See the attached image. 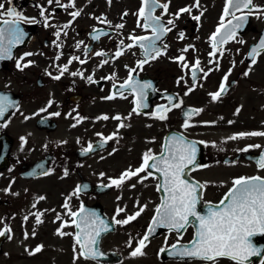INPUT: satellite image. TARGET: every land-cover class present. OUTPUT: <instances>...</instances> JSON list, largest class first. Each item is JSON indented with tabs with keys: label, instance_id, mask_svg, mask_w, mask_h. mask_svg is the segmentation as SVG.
<instances>
[{
	"label": "flooded vegetation",
	"instance_id": "flooded-vegetation-1",
	"mask_svg": "<svg viewBox=\"0 0 264 264\" xmlns=\"http://www.w3.org/2000/svg\"><path fill=\"white\" fill-rule=\"evenodd\" d=\"M71 2L74 7L60 6L68 5L70 0H60L59 4L55 0L51 4L49 0H0V4L4 5L0 9L3 13L0 21L13 19L6 16L9 8L25 18L19 25L25 33L24 40L12 48L10 59L5 58L0 62V96H6L14 105L0 118V230L10 229L9 234L12 237L8 239L7 234L0 237V264H73V236L60 237L54 234L62 223L71 224L70 217L66 215L67 210L62 207L65 199L85 183L106 187L110 179L118 178L126 169L139 167L143 154L148 150L159 155L168 135L169 138L183 135L186 140L199 142L197 144L202 146L201 151L197 148V164L185 169L186 179L206 185L199 194L200 205L219 203L234 179L257 175L264 178L261 173L264 169H260L249 158L262 150L264 142L257 143L261 148H249L244 152L241 150L253 145L252 137L247 140L242 138L217 142L220 139L208 140L206 136V132L219 131L221 127L254 132L259 129L258 124L264 125V114L260 113L264 112V75L259 78L258 83L254 82L255 74L264 71V49L256 55V63L252 65L250 74L247 77L243 75L252 64L248 51L264 28V17L258 18L260 13L247 15L246 12H237L238 16L247 15L243 29L238 31L235 40L223 45V55L217 53L216 57L208 55L212 51L209 37L219 25L226 0H220L214 23H192L189 14H182L181 18L186 15L187 17L182 23H176L173 30L163 37V43L168 45L164 54L155 60H149L142 69H136L133 73L134 81L151 85L146 90L143 101L147 107L139 108V114H136L132 112L135 97L131 90H123L121 96L119 85L128 78V70L136 68L137 62L143 58L142 50L138 46L131 49L121 48L123 55L116 58L114 54L122 40L125 46L131 43L128 40L129 35H151L150 30L137 27L134 13L141 7V0H111V3L108 0ZM158 2L166 3L169 0ZM193 3L194 0H170L168 14L163 15L162 20L166 22L170 14H175L178 9ZM252 3L264 9V0H252ZM30 10H33L32 16L28 14ZM42 10L43 17L40 15ZM48 10L58 12V17L61 18L65 17L63 14L66 12L79 11L81 14L74 20L72 16L69 20H58L55 32L59 28L61 36L57 40L56 36L50 35L55 33L51 29L54 24L49 23L48 27L44 25L45 18L50 20ZM125 12L130 14L121 19ZM162 12V9L157 8L153 15L161 16ZM196 13L200 15V11L194 8L192 15ZM100 17L105 18L107 23L99 21ZM227 19L229 17L225 18V23ZM140 22L143 23L142 20ZM69 23L73 27L71 35L68 29H62L63 25ZM121 23L124 28L117 29L115 25ZM93 29L97 31L94 33ZM65 31L67 35H64ZM181 31L185 34L182 40L178 38ZM101 32L107 35H101ZM92 35H98L99 39L92 40ZM239 40H243V43H239ZM57 44L60 46L57 47ZM189 45L194 46V50L189 48V51L182 53L181 50ZM159 46L163 48V44ZM96 52H104L106 55L98 57ZM25 53L33 55L25 57L21 63L32 61V64L20 71L16 67V60ZM180 55L185 57V62L190 66L199 59L200 69L203 70L197 73L195 89L188 95L185 92L193 84L192 71L174 62L173 58ZM73 57L79 59H72ZM70 59L72 62L69 64ZM103 59L109 62L101 66ZM81 60L85 63H80ZM210 60H218V67L215 63H209ZM64 66H67V71L60 75L59 68ZM230 69L226 92L220 100L213 102L209 94L218 90L222 78ZM204 72H208L207 77L203 75ZM48 73L51 76L60 75V79L53 80ZM73 73L77 75H72ZM88 76H92L93 82L87 80ZM240 79L250 84L248 89L244 90ZM110 94H115L116 98L103 99ZM168 96L173 97V103H181V107L168 112L166 120H158L153 113L158 107L168 105ZM239 99L249 104L251 109H243L237 105ZM258 100L262 103L255 109L253 105ZM49 101H52L51 106ZM230 105L233 115H227ZM187 107L202 111L198 115H192L189 123L193 126L184 129L182 125ZM237 108L240 112L234 115ZM41 109L46 111H40ZM53 113L60 115H52ZM102 115H107L109 119H97ZM117 115L122 118L121 121L111 119ZM206 115L214 117L213 121L205 123L202 118ZM229 121L233 123L229 124ZM120 123L125 127L119 129L117 138L109 141L103 148L98 147L101 141L97 133L107 137L117 132ZM89 143L94 150L84 154L83 149ZM36 163H40L39 166H35ZM244 167L249 168L248 173H237L236 168ZM214 168L221 179L207 180L206 172ZM65 170L67 176L64 175ZM46 171L49 175L42 174ZM144 175L147 173L140 174ZM134 178L135 181L131 184L125 182L120 188L107 187L106 192L99 195L81 190L78 196H73L69 201L70 208L77 211L81 205L88 208L100 204L105 217L111 221L118 207L130 209L139 204L136 210L143 207L144 211L135 220V224L132 221L127 225L136 226L139 239L146 233L163 193L157 191L156 185L160 179L155 172L142 183L138 182V177ZM208 182L214 183V188H219L217 185L225 188L216 194H209ZM223 182L228 184L223 185ZM133 184L134 188L131 187ZM58 186L61 193L59 197ZM125 188L132 189V192L126 195L122 192ZM40 196L45 199L37 200ZM33 203L36 204L35 208L32 207ZM34 212L43 213V222L39 225L31 215ZM57 214H60V220H56ZM25 216L28 217L26 221ZM116 218L119 219V216ZM144 218L145 221L141 223ZM113 226L114 231L102 237L101 247L119 253L117 249L107 248L106 242L108 236L116 233L120 242L125 236V226ZM33 230L35 236L32 235ZM62 230L66 233L76 231L73 226ZM25 232L28 233V239L24 238ZM154 235L147 242L145 254L136 258L152 264L198 262L181 260L165 251L161 252L162 248L169 249L176 244L178 238L179 244L187 245L194 235L193 226H188L179 234L169 230H157ZM37 245H43L42 251L29 256L25 249L31 250ZM95 263L107 264L95 259L76 260V264ZM219 264L234 262L221 258Z\"/></svg>",
	"mask_w": 264,
	"mask_h": 264
},
{
	"label": "snow or ice",
	"instance_id": "snow-or-ice-1",
	"mask_svg": "<svg viewBox=\"0 0 264 264\" xmlns=\"http://www.w3.org/2000/svg\"><path fill=\"white\" fill-rule=\"evenodd\" d=\"M111 3V0H108ZM170 2V0H169ZM169 2L159 3L158 0H141V7L138 9L134 15L137 17V27L143 28L144 30H150V36H134L129 35L128 40L131 43L124 45L123 40L120 45L117 46V51L115 52V57L123 55L121 48L131 49L134 47H139L142 50L143 58L140 59L136 68L128 70V78L119 85L121 90L120 95L123 96V90H131V94L135 97L133 100L134 107L132 109L133 113L139 114L138 109L141 107H147L143 103L146 90L151 87L148 83H140L134 81L133 73L136 69H142L143 66L149 62V60H155L164 54L168 45L163 43V37H165L169 32L175 27L176 21L179 20L182 14L187 13L192 20L197 23L200 22L203 12L200 15H192L194 8H200V0H194L191 6H185L177 10L175 14H172V18L167 19V21L162 20L163 15L168 14ZM52 3V0H49ZM59 4L60 0H56ZM61 7H74L71 2L68 5H60ZM4 5L0 4V9H3ZM162 9L161 16H154L153 13L156 9ZM237 12L247 13L251 15L254 12L260 13L258 18L264 17V9H260L253 5L252 0H226L223 15L220 17L219 25L216 30L209 37V43L212 51L208 53L209 57H216L217 53L220 56L223 55V45L229 41L235 40L239 30L243 29L246 22L247 15H236ZM79 11H73L70 13L73 20L80 16ZM40 15L43 17L44 12L41 11ZM128 13L122 14L121 19L127 16ZM7 17H12L13 19H4V27H0V59L11 58V50L17 44H20L25 37V33L20 28V23L24 21V17H21L13 9L9 8L6 13ZM227 23H225V18ZM99 21L107 23L105 18H98ZM143 21L141 24L140 21ZM45 27L50 26L47 18L44 20ZM70 27L69 24L62 26V29H67ZM117 29L124 28V24L115 25ZM97 30L93 29L95 33ZM67 35V32H64ZM101 35H107L105 32H101ZM57 40L61 36V30L55 32ZM184 32L181 31L178 34L179 39H184ZM92 40H98V35H92ZM239 43H243V40H239ZM82 43V42H81ZM163 44V48L159 45ZM60 45L57 44V47ZM79 48V43L77 44ZM189 48L194 46L189 45L181 50V52L189 51ZM259 49H264V39H261L258 47H253L251 49L250 59L252 64L249 65L248 70H246L243 75L247 77L251 70L252 65L256 63V55ZM88 51L87 49L85 50ZM33 53H25L24 56L16 60V67L18 70L23 71L28 68L32 61L26 63H21L25 57L32 56ZM96 56L104 57L106 53L96 52ZM59 59V56L56 57ZM72 59H79L78 57H73ZM174 62L180 64L182 68H190L192 71L193 84L185 92L188 95L191 91L195 89V81L197 79V73L203 71L200 69L199 59L195 60L193 65H189L185 62V57L180 55L173 58ZM72 60H69V64ZM109 61L107 59L102 60V64H107ZM80 63H85L81 60ZM209 63H215L218 67V60H210ZM67 71V66L60 67L59 72L62 75ZM51 76V73H48ZM60 75L51 76L53 80H59ZM72 75H77L73 73ZM82 75V74H81ZM203 75L207 77L208 72H204ZM231 75V69L222 78L219 88L216 92L210 93V98L213 102L218 101L222 98L223 94L227 90V82L229 76ZM112 78V77H109ZM108 79V78H106ZM180 79H183L181 77ZM87 80L93 82L92 76H88ZM180 83V80L177 81ZM116 87V85H113ZM115 94H110L103 99L112 100L115 99ZM168 100L167 106H160L155 110L153 115L158 120H166L167 113L173 108H180L181 103H173V97H166ZM52 101H49V106H51ZM14 107L13 103L8 100L6 96H0V118H3L6 111L9 108ZM40 111H46V109H41ZM202 109H190L185 113V120L182 125L184 129L192 127L193 125L189 123L192 115H198ZM240 109L237 108L234 115H238ZM52 115L59 116L60 113H53ZM99 120H108L107 115H102L98 117ZM116 121H121L122 118L117 115L111 117ZM126 119V118H125ZM79 122V120H77ZM209 123V122H205ZM233 121H229V124ZM75 127V125H73ZM125 127L123 123L118 124L117 132L105 137L99 133L100 144L98 147L103 148L105 144L117 138V133L120 128ZM244 137H264V132H248V133H238L228 137L229 140L242 139ZM23 142V138H22ZM197 143L194 141H188L183 135L173 136L169 138L162 146L159 155H154L151 150L145 152L141 158V164L135 169H126L123 171L118 178L110 179L109 184L106 187L115 186L120 188L127 180H131L133 177H138V182L142 183L144 180L148 179L153 172L158 173L159 177L162 178L158 181L156 187L158 192L163 193V198L160 204L155 209V215L153 216L152 222L147 230V232L138 240L135 241L136 246L132 248L133 240L130 237L127 246L132 248L129 253L130 258H136L143 256L144 249L147 247V242L149 241L150 234L155 232L157 227L167 228L169 231H174L176 233H181V230H186L188 226H193L195 228L194 236L192 241L187 245L176 244L171 245V250L162 248L161 252L168 251L169 255L180 258L181 260L191 261L199 260L204 262V264H219L221 258H226L234 262V264H245V261L251 255H259V251L255 249L251 244V237L256 235L258 232L264 233V178L260 176L253 177H240L232 181V187L228 190L225 196L216 205H208L205 214L201 215L197 212V203L199 200V194L202 192L205 184L193 183L186 179L185 169H189L191 166L195 165L196 155H197ZM249 148H261V145H249L248 147L242 149L241 151L247 152ZM94 147L91 143L83 149V153L87 154L92 152ZM115 151V149L113 150ZM112 153H109L111 155ZM258 167L264 169V153L261 154L258 161ZM152 171L149 172L148 170ZM141 173H147V175L140 176ZM43 175H49V172H43ZM67 171L65 170L64 175L67 176ZM103 175V174H101ZM86 187V186H85ZM132 188L135 185H131ZM81 188L78 186L66 199L65 203L62 205L64 209L67 210L66 215L70 217L71 224L67 222L62 223L60 228L54 233L56 236L63 237L65 235L73 236V264H76L78 258L95 259L99 253L96 250L98 246V238L102 233H107L110 231V225L105 223L103 219L97 217L95 212L86 211L84 206L81 205L77 211H72L69 205V201L73 196H78ZM45 197L40 196L37 200H43ZM119 199V197H117ZM36 204L33 203L32 207L35 208ZM124 208L118 207L116 209V214L112 217L111 225L125 226L130 222L135 221L137 217L141 215L144 211L143 207H140L132 215L126 216L124 219H117ZM35 217L36 224L39 225L43 221L41 217L43 213L34 212L31 213ZM196 221V224H192V220ZM25 221L28 219L27 216L24 217ZM60 214H57L56 220H60ZM55 222V221H53ZM73 226L76 231L75 233H66L62 229L65 227ZM10 229L0 230V237L8 235V239H11ZM32 235L35 236V230H33ZM24 238L28 239V233H24ZM43 245H37L34 249H25L29 256L35 255L42 251Z\"/></svg>",
	"mask_w": 264,
	"mask_h": 264
},
{
	"label": "rangeland",
	"instance_id": "rangeland-1",
	"mask_svg": "<svg viewBox=\"0 0 264 264\" xmlns=\"http://www.w3.org/2000/svg\"><path fill=\"white\" fill-rule=\"evenodd\" d=\"M55 2H56V0H55ZM219 3H220V0H200V8L197 9V10H199L200 12H204L205 16L201 17V20H200L199 23H214L215 15H217V13H218ZM70 13L71 12L64 13L63 16H65V17L61 18V16L58 17V12H54V11H51V10L49 11L48 10L47 11V15L50 17V20H48V23H53L54 24V27L51 28V29L55 32V30H56L55 26L57 25L58 20H69L70 17H71ZM28 14L30 16H32L33 15V10H30L28 12ZM128 14H130V12H128ZM1 15H3L2 12H0V16ZM195 15H197V13ZM186 17H187V15H186ZM169 18H172V14L169 15L168 19ZM185 18L184 17L180 18L179 20L176 21V23H182V21ZM193 22H196V21L192 20V23ZM72 28H73L72 25L69 28H67L70 35H71V29ZM58 30H60V29L58 28ZM50 35L55 36V33L54 34L50 33ZM53 47H55V44L53 45ZM263 75H264V71L256 73L254 82L258 83L259 82V78L263 77ZM240 83L244 86V90L248 89L249 86H250V84L247 81H243L242 79H240ZM261 103H262V101L258 100V102L253 105L254 108L257 109ZM237 105H240L243 109H251V106L249 104H246V102L244 100L242 101V99L238 100ZM233 112L234 111H232V106L230 105L229 113H227V115L228 114L233 115ZM260 113L264 114V112H262V111H260ZM213 118L214 117L206 115V116H204L202 118V120L204 122H209V121H213L212 120ZM262 118H264V116ZM258 125H259V129L255 130V131L256 132H264V125L263 124H258ZM244 132H248V131L242 130L240 128L231 129L229 127H221L219 131L206 132V136H207L208 140L209 139H220V140L217 141V142H220V141H228L229 140L228 137H230L232 135H236L238 133H244ZM244 138H245V140H247L249 137H244ZM252 138L253 139L251 141L254 142L253 145L257 144V143H263L264 142V137H252ZM221 139H223V140H221ZM245 143H246V141H245ZM245 143L243 145H245ZM212 170H216V169L214 168ZM232 170H233V168H232ZM236 171H237V173H248L249 172V168L248 167H244L242 169L236 168ZM210 172L207 173V178H208L207 180H218V179H221V177L218 175L217 172H212V173H210ZM261 173L264 174L263 171H261ZM134 179L135 178L133 177L131 179V181H129V182L126 181V183L127 184H131V183H133ZM229 180H233V178H229ZM207 184L209 186L207 188V192L209 194L210 193L211 194H216L219 190H223L225 188L224 186L217 185V184L216 185L219 188H214V186H211V185H214V183H210V182H208ZM222 184L223 185L224 184H228V182H223ZM46 189L50 190L51 188L46 187ZM63 190H65V189H63ZM122 192H125L126 195H128L129 193L132 192V189L125 188V189H122ZM60 194H61L60 193V187L58 186V197L60 196ZM62 194L65 195V193H62ZM109 195H112V194H109ZM137 206H139V204H137ZM137 206L135 205L134 207H132L130 209L124 208L125 211L122 212L119 215V219L122 220L126 216L132 215L133 213H135L137 211L136 210ZM137 219H138V217H137ZM144 221H145V218L142 219L140 222L143 223ZM133 223L135 224V221H133ZM130 237L133 240L132 248H134L136 246L135 241L138 239L137 228H136L135 225H130V226L125 225V236H123V238H122V240L120 242L118 241V233L108 236L107 242H106V247L107 248L117 249L120 252H122L124 255H127L128 259H126L127 261L125 260L123 264H142L143 262H140V260H138V258H130L129 257V253L131 252L132 248H129L127 246V242H128ZM143 264H152V263H149V262L145 261V263H143ZM260 264H264V260Z\"/></svg>",
	"mask_w": 264,
	"mask_h": 264
},
{
	"label": "water",
	"instance_id": "water-1",
	"mask_svg": "<svg viewBox=\"0 0 264 264\" xmlns=\"http://www.w3.org/2000/svg\"><path fill=\"white\" fill-rule=\"evenodd\" d=\"M0 23H1L0 24V27H4L3 21L0 22ZM261 39H264V30L261 32L260 38L257 40V42L254 45L251 46V48L249 50L250 52H251V49L253 47H258ZM259 50H261V49H259ZM88 190H94L95 192H98L99 193V192H101L100 190H103V187L94 186V187H90ZM208 205H216V204H205L201 208H198V205H197V212L199 214H201V215L205 214ZM91 210H93L96 213V215H97L98 218L104 220V217L102 216L99 208L94 207V208L89 209V211H91ZM190 220H194V219L190 218ZM151 222H152V220H151ZM194 224H196V221L195 220H194ZM104 234L105 233H102L101 236L104 235ZM101 236L98 238V241L100 240ZM150 236H151V234H150ZM257 236H260V233L259 232L256 235H254L253 237H251V240L253 238L256 239ZM96 250L98 251L99 255L95 259L104 260V261H108V262L120 260L119 255H117L115 252H104V251H102L100 249V247H99V242H98V246H96ZM169 250H171V249H169ZM257 250L259 251V255H251V256H249V258L246 261L254 260L256 262V261H258L263 256V254H264V241H262V246L260 245V247H258Z\"/></svg>",
	"mask_w": 264,
	"mask_h": 264
}]
</instances>
